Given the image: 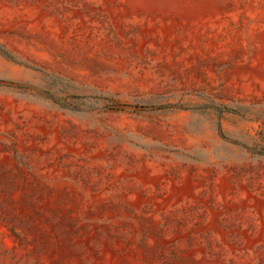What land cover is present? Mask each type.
I'll list each match as a JSON object with an SVG mask.
<instances>
[{"label": "rangeland", "instance_id": "374dc122", "mask_svg": "<svg viewBox=\"0 0 264 264\" xmlns=\"http://www.w3.org/2000/svg\"><path fill=\"white\" fill-rule=\"evenodd\" d=\"M0 264H264V0H0Z\"/></svg>", "mask_w": 264, "mask_h": 264}]
</instances>
